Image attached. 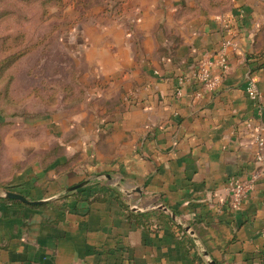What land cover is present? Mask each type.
Wrapping results in <instances>:
<instances>
[{"label":"crops","instance_id":"crops-1","mask_svg":"<svg viewBox=\"0 0 264 264\" xmlns=\"http://www.w3.org/2000/svg\"><path fill=\"white\" fill-rule=\"evenodd\" d=\"M60 4L80 99L6 132L0 115V264H264V179L238 210L228 190L258 168L264 0Z\"/></svg>","mask_w":264,"mask_h":264},{"label":"rangeland","instance_id":"rangeland-1","mask_svg":"<svg viewBox=\"0 0 264 264\" xmlns=\"http://www.w3.org/2000/svg\"><path fill=\"white\" fill-rule=\"evenodd\" d=\"M38 3L24 2L20 7L21 0H0V115L8 123L3 125L5 132L17 126L16 120L50 115L60 100L76 104L80 98L74 63L78 55L68 49L62 35L81 18H52L55 3L44 0L40 7ZM33 132L29 130L30 135ZM34 135L49 141L43 128Z\"/></svg>","mask_w":264,"mask_h":264},{"label":"built area","instance_id":"built-area-1","mask_svg":"<svg viewBox=\"0 0 264 264\" xmlns=\"http://www.w3.org/2000/svg\"><path fill=\"white\" fill-rule=\"evenodd\" d=\"M229 41L224 43V48L229 45ZM219 63L223 65V67H227L226 63V56L225 54H221L219 58ZM194 78H198L203 82V85L208 88H215L219 84L218 77H212L209 71L203 68L201 71L196 72L193 74ZM191 77L189 75H185L180 79V84L184 83L185 81L189 80ZM178 93H181L180 87ZM249 94L255 98L259 97L258 90L255 88L254 85L251 86L249 89ZM260 131H263L264 128L260 127ZM257 142L260 146V151L256 155L255 161L258 164V168L252 173V175L247 179H240V178H232L229 181L228 190L230 196V206L233 210H238L241 208L244 200L249 196V194L255 188V185L258 180L264 179V133H260L257 138Z\"/></svg>","mask_w":264,"mask_h":264},{"label":"water","instance_id":"water-1","mask_svg":"<svg viewBox=\"0 0 264 264\" xmlns=\"http://www.w3.org/2000/svg\"><path fill=\"white\" fill-rule=\"evenodd\" d=\"M85 184H86V182H82V183L73 185V186H71L69 188V191L76 190V189L82 187ZM139 191H141V190H139ZM1 195L4 198L19 200V201L24 202V203H27V204H42V203H46L47 201H49V200L52 199V198H48V199H40V200H30L25 195H23L22 193L15 192V191H12V190H7V189H3ZM156 208L159 209V210H162V211L166 212L167 214H169L173 218H177L176 214L174 212H172L164 204L158 205V206H156ZM131 209H133L135 211H141L142 210V208H140L138 206H131ZM184 227L191 234H194V232L190 230V226L189 225H185ZM209 264H216V263L214 261H212V260H209Z\"/></svg>","mask_w":264,"mask_h":264},{"label":"trees","instance_id":"trees-1","mask_svg":"<svg viewBox=\"0 0 264 264\" xmlns=\"http://www.w3.org/2000/svg\"><path fill=\"white\" fill-rule=\"evenodd\" d=\"M21 1L23 2V4H22L20 7H24V2H29V1H33V2H36V1H37V2H39V3H38V6L40 7L44 0H21ZM46 1H52V2L55 3V5H54V6H56V7H55V10H54L53 14L50 15L52 18H57V16H58V18H59L60 16H64V15H62L61 12L58 11L59 9L56 10V8H57L58 6L61 5V4H60V0H46ZM1 15H3V13H1ZM64 17H65V16H64ZM54 29H55V28H54ZM60 30H61V28L58 29L56 32H59ZM4 59H6V58H4ZM77 88L79 89L80 87L77 86ZM79 99H80V98H79Z\"/></svg>","mask_w":264,"mask_h":264}]
</instances>
